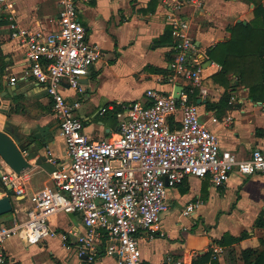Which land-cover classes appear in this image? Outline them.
Instances as JSON below:
<instances>
[{"label":"crops","instance_id":"0c3cea01","mask_svg":"<svg viewBox=\"0 0 264 264\" xmlns=\"http://www.w3.org/2000/svg\"><path fill=\"white\" fill-rule=\"evenodd\" d=\"M151 1L80 3L79 18L88 29L90 41L103 48L102 57L82 78L81 89L64 90L71 101L80 102L75 114L84 121L86 135L94 141L112 139L119 128V119L115 121L111 114L117 104L144 100L146 90L151 87L170 89L166 77L176 59V39L166 31L171 26L169 15L175 12L188 21L196 44L194 57L204 65L203 85L208 92L200 96L197 89L196 97L201 120L218 135L222 150H229L239 158L249 157L256 148L264 151V102L252 98L249 87L233 73L229 74L227 85L214 80L213 75L221 70V65L207 54L210 48L230 38V27L253 19L254 4L249 0H205L198 9L189 0H153L155 8L149 9ZM9 8L3 9L5 21L10 11L21 26L44 32L59 28L57 0H12ZM4 51L10 57L7 75L10 82V77L17 76L26 63L25 51L14 39L5 41ZM16 84H19L18 96L0 100V129L9 122L16 126L23 140L32 137L35 141L30 152H26L32 167L21 173L25 194L12 196L13 210L0 215V226L24 219L32 206L30 196L51 182V173L42 167V156L47 161L52 156L60 164L70 160L45 88L33 79L19 80ZM225 92L229 98L220 103ZM29 96L37 103L36 116L28 112ZM168 197L170 209L156 229V233L164 235L154 238L147 232L139 235L146 264H173L168 262V257L193 264V260L209 249L222 247L217 241L227 233L233 236L246 233L235 244L239 254L243 249H264L261 243L264 226L256 225L258 216H264V175L244 176L234 172L221 186H215L208 177L189 176L183 185L168 187ZM190 202L195 205L193 221L183 222L182 216H187L184 210ZM80 226L79 214L60 213L51 218L50 237L32 245L13 237L7 240L6 251L15 264H81L75 243L63 239L71 227ZM21 250L32 251L28 259ZM95 264H116V261L112 256L102 255ZM218 264H227L222 251L218 254ZM239 264L245 263L239 260Z\"/></svg>","mask_w":264,"mask_h":264},{"label":"built area","instance_id":"2783aa9c","mask_svg":"<svg viewBox=\"0 0 264 264\" xmlns=\"http://www.w3.org/2000/svg\"><path fill=\"white\" fill-rule=\"evenodd\" d=\"M85 1L57 0L59 28L51 32L21 26L7 11L10 37L23 46L26 58L10 83L33 79L45 88L70 160L60 164L48 156L57 167L51 182L30 196L32 206L24 219L0 226V264H15L6 251L8 239L18 237L26 244H38L53 234L51 218L60 213L81 217L82 226L71 227L63 235L65 242L75 243L81 264H95L102 255L114 257L116 264H143L139 235H164L156 229L170 209L168 187H178L189 176L208 177L221 186L234 172L264 175V151L256 148L249 157L239 158L222 150L218 135L201 120L195 99L199 92L200 96L208 92L203 85L204 65L194 57L196 44L188 21L175 12L169 15L176 39V59L166 77L170 89L151 87L144 100L121 104L114 137L90 139L84 121L75 114L80 102L64 93L66 88L81 89L82 78L103 55V48L90 41L79 18L80 3ZM189 2L200 9L205 0ZM11 3L0 0L3 9ZM176 85L182 87L179 97L173 94ZM0 164V196L9 189L16 195L25 194L22 172L17 173L1 157ZM194 208L188 203L184 214L191 215ZM221 251L220 246L213 248L212 259L204 264H216L213 261ZM167 260L184 264L172 257Z\"/></svg>","mask_w":264,"mask_h":264},{"label":"trees","instance_id":"16d2710c","mask_svg":"<svg viewBox=\"0 0 264 264\" xmlns=\"http://www.w3.org/2000/svg\"><path fill=\"white\" fill-rule=\"evenodd\" d=\"M249 1L254 4L253 19L249 22H237L230 27V38L210 48L207 54L212 60L221 65V70L213 75L214 80L227 85L230 82L228 76L233 73L239 77L242 84L249 87L252 98L264 102V4L261 0ZM154 8L152 0L149 9ZM166 34L172 35L171 26H168ZM156 70L161 71L157 68ZM228 98L229 93L225 92L220 103L227 101ZM121 109V105L117 104L111 112L115 121H117V113ZM171 122L173 121L171 120ZM39 160L41 161V158ZM256 225L264 226L263 215L258 216ZM245 235L246 233L233 236L227 233L217 241L222 246L226 263L239 264V260H242L245 264H264V249L248 248L243 249L240 254L237 252L235 244ZM261 243L264 244V238L261 239ZM212 257L213 248L193 260V264H204ZM213 262L218 264V259ZM143 264L146 263L143 262Z\"/></svg>","mask_w":264,"mask_h":264},{"label":"water","instance_id":"95a60500","mask_svg":"<svg viewBox=\"0 0 264 264\" xmlns=\"http://www.w3.org/2000/svg\"><path fill=\"white\" fill-rule=\"evenodd\" d=\"M3 21V19H1ZM5 77H0V85L3 88V92L0 94L1 97H12L18 96L19 84H11L7 79L9 67L3 70ZM3 78H5L3 80ZM182 90L180 85H176L174 89V96L179 97V91ZM35 139L30 138L28 141L21 138V134L17 129H14L13 125L9 122L6 123L4 129H0V157L17 173H21L25 169L32 167V163L29 161V157L26 152H30L31 145ZM43 160L42 167L49 173L56 170V165L47 161L46 156L41 157ZM2 174L0 173V186ZM8 189V188H7ZM15 194L13 189H9L7 194H3L0 197V215L9 213L13 210L12 196ZM73 215V213H70Z\"/></svg>","mask_w":264,"mask_h":264},{"label":"flooded vegetation","instance_id":"af4514ba","mask_svg":"<svg viewBox=\"0 0 264 264\" xmlns=\"http://www.w3.org/2000/svg\"><path fill=\"white\" fill-rule=\"evenodd\" d=\"M3 19V21H1ZM5 21V13L3 11V7L0 5V77H5L3 70L8 67V63L10 62V57L7 56V53L4 51V44L7 39H11L9 29L6 26ZM5 78H3L4 80ZM2 86L0 85V94L2 91ZM4 97L0 96V100ZM6 123H4L1 129L5 128ZM13 125V124H12ZM14 129H17L15 125H13ZM0 173L2 174V166L0 164Z\"/></svg>","mask_w":264,"mask_h":264},{"label":"rangeland","instance_id":"374dc122","mask_svg":"<svg viewBox=\"0 0 264 264\" xmlns=\"http://www.w3.org/2000/svg\"><path fill=\"white\" fill-rule=\"evenodd\" d=\"M26 103L28 104L27 109H28L29 114L32 115V116H36L37 110H38V106H37V103L33 100V97L29 96V98L26 99ZM0 106H1V102H0ZM1 117H2V115H1V110H0V118ZM0 124H2V123L0 122ZM0 187L2 188V186H0ZM180 210H182V209H180ZM182 217H183L182 218L183 222H185V221L186 222L193 221V216L192 215H190V216H182ZM0 224H1V221H0ZM207 227H209V225H207ZM158 241H162V239H159ZM31 252L32 251H30V250H26V251H22L21 250V254H22V256H24L25 259L26 258L28 259V257L30 256Z\"/></svg>","mask_w":264,"mask_h":264}]
</instances>
